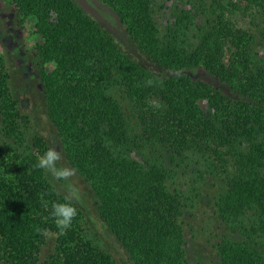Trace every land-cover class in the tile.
I'll return each mask as SVG.
<instances>
[{"label": "trees", "instance_id": "trees-1", "mask_svg": "<svg viewBox=\"0 0 264 264\" xmlns=\"http://www.w3.org/2000/svg\"><path fill=\"white\" fill-rule=\"evenodd\" d=\"M6 1L34 20L48 118L133 263L187 264L181 217L188 198L171 186L177 171L163 160L167 154L180 166L199 154L207 167L191 177L190 188L200 189L208 176L219 181L218 217L239 233L217 235L210 264H264V58L224 0H178L189 6H175L165 27L157 0H95L159 73L124 54L82 1ZM244 1L264 14V0ZM259 34L264 47V29ZM195 68L226 91L193 81L186 71ZM18 104L0 54V264H116L86 235L82 210L36 167L49 144L41 135L26 142L30 119ZM55 203L76 209L63 234L52 216ZM49 234L54 250L41 260Z\"/></svg>", "mask_w": 264, "mask_h": 264}, {"label": "rangeland", "instance_id": "rangeland-1", "mask_svg": "<svg viewBox=\"0 0 264 264\" xmlns=\"http://www.w3.org/2000/svg\"><path fill=\"white\" fill-rule=\"evenodd\" d=\"M75 1H82L86 4V11L113 35L115 42L124 54L135 59L147 69L156 73L162 71L137 47L124 25L117 20L111 10L95 0ZM157 1L160 6L162 5V8L158 9V21L162 27L168 25L172 20L171 14L175 6L178 8H188L189 6H183L178 0ZM228 1L240 5V8L231 10L230 6L227 7ZM222 3L226 6L227 14L235 21V24L254 36L253 48L258 53L257 57L264 58V47L259 34V31L264 29V14L257 8L246 5L244 0H224ZM205 12L202 14L204 25L211 10ZM33 22L32 18L23 15L21 6L0 0V54L4 57L9 73L11 92L18 99L21 112L27 114L30 119L28 129L25 131L26 142H30L34 135H41L47 140L49 149L54 150L59 156L56 161V169L67 172V175L57 176L46 169L47 175L56 189L75 202L82 210V224L86 235L110 253L116 264H134L121 243L100 218L91 186L71 167L57 131L48 118L38 74L40 60L38 44L41 43V39L35 32ZM45 66L47 69H51L52 63H45ZM186 74L193 81H203L213 88L226 91L225 85L201 68L188 69ZM198 103L203 109L207 108L205 100L200 99ZM228 158L230 159V157ZM163 161L177 171V174L173 173L174 177L170 180L171 186L179 187L188 198L186 210L181 217L186 239L187 264H210L216 259L214 243L218 240V236H237L239 234L237 230L235 232L227 229V225L218 217L215 197L220 183L208 176L205 184L202 183L203 187L201 185L200 189L196 191L190 188L192 186L191 177L207 167L204 165L203 157L199 154H188L180 166H175L167 154L164 155ZM177 161L180 162V160ZM54 239L55 236L49 234L40 252L41 260L54 250Z\"/></svg>", "mask_w": 264, "mask_h": 264}, {"label": "clouds", "instance_id": "clouds-1", "mask_svg": "<svg viewBox=\"0 0 264 264\" xmlns=\"http://www.w3.org/2000/svg\"><path fill=\"white\" fill-rule=\"evenodd\" d=\"M149 83H151V81H149ZM58 159V154L54 150L49 149L39 157L36 167L52 171L53 174L57 176L67 175L66 171L56 169V161ZM75 215L76 209L69 204L55 203L52 206V216L61 234H63L65 229L70 227Z\"/></svg>", "mask_w": 264, "mask_h": 264}]
</instances>
